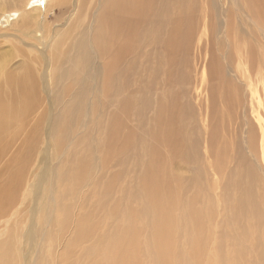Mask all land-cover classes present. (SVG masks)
Wrapping results in <instances>:
<instances>
[{
  "label": "bare ground",
  "instance_id": "obj_1",
  "mask_svg": "<svg viewBox=\"0 0 264 264\" xmlns=\"http://www.w3.org/2000/svg\"><path fill=\"white\" fill-rule=\"evenodd\" d=\"M61 1L29 10L30 0H0V9H17L11 26L28 36L41 29L32 11L47 19ZM77 2L79 18L86 0ZM72 7L69 2L66 10ZM91 14L90 22L75 23V34L68 27L48 45L45 83L26 50L18 48L22 59L13 66L0 53V136L9 133L10 141L22 133L25 150L2 168L0 214L21 189L48 115L47 138L62 157L53 165L46 161L39 178L44 184L52 177L47 198L60 213L55 225L44 223L46 248L26 264H53L52 228L63 231L71 200L92 172L97 176L82 195L58 264H264L258 240L264 243V180L256 162L259 155L264 163V104L256 112L251 90L264 43V0H100ZM200 27L206 37L197 41ZM42 35L47 39L46 31ZM194 41L207 55L193 84L200 119L185 70ZM17 66L21 72L15 73ZM44 94L55 111L44 105L29 122L45 104ZM218 100L227 110L221 119ZM222 128L232 136L230 152ZM19 255L10 240L0 243V264H25L27 253Z\"/></svg>",
  "mask_w": 264,
  "mask_h": 264
},
{
  "label": "rangeland",
  "instance_id": "obj_2",
  "mask_svg": "<svg viewBox=\"0 0 264 264\" xmlns=\"http://www.w3.org/2000/svg\"><path fill=\"white\" fill-rule=\"evenodd\" d=\"M26 1L27 0H22L24 4ZM73 1L77 2L79 0H63L59 2L57 4V8H55L56 9L55 14L54 13L50 14L49 12V14H47V19L45 17H43L42 19L39 17V12H41V10L39 12L32 11L41 29L35 30L33 35H28L29 37L25 36V34L23 35L19 34L20 32L18 33V31L11 26L10 22L16 17V15L18 16V12H17L18 10L17 9L16 10H13V9L6 10L5 8L1 7L0 9V46H1L0 53L2 55L1 56L2 60L3 61L6 60V64L8 63V66H13L14 64H17L22 59L20 56H18L19 53H16L17 51L19 52L18 48L21 50L22 49L26 50L25 52H28L29 55L32 57V60H29V62L30 64L34 66V70L37 73L38 78L41 73L42 81L45 83V78L48 79V71H49L48 63L50 59V55L49 56L46 55L48 45H51L54 42V40L58 36V33L59 34L60 32L64 33V31H66L68 27L71 28L73 26L74 28L71 29L73 31L72 35L75 34L76 30L79 29L75 23H80V21H81L80 24L87 23L88 21L90 22L92 18L91 12L93 13L95 11L97 7V3L100 4V0H86V2H80L85 7H82L84 10L82 9L83 12L78 18L76 15L78 7L75 8L74 6L75 2ZM15 2L16 0H9L10 4L15 3ZM69 2L73 4V7L70 8L69 10H66L67 4H69ZM4 3H5V0H4ZM4 3L2 2V5ZM43 3H45V0H30L26 8L29 10L30 9L35 10L37 6L42 5ZM78 4L79 3L77 2V5ZM58 9H61L62 12L59 13ZM61 13H63L62 14L63 16L61 15ZM50 16H53L54 19L51 18ZM55 16H60V17H55ZM58 18H62V19H58ZM43 24H45V26ZM57 27H59V29H57ZM43 30L46 31L47 33V39L45 38V36L42 35ZM202 31L203 30L200 27L198 34L195 38L197 41L200 37H202V39L206 37V34ZM232 34L230 36H232ZM39 36H40L39 40L44 42V45L39 44V40L36 38ZM263 44L258 45L259 49L262 50V55L259 54L257 57L258 60L256 61L257 65L255 68V73L253 77L254 82H253V86L251 89L252 91H254L253 92L254 98L252 102H253L254 108L256 109V112L257 111L261 112L263 109V104H264V63H259L260 60H264V45ZM243 47H245L244 48L245 50L246 42L244 43V45H242V50H243ZM39 49L44 50L43 53ZM201 53L202 54H199V49L196 46V43L194 41V45L192 46L190 53H189V56H190L189 65L185 67L187 74H189L190 72L191 78L193 79L191 88L189 90L188 98L192 101L195 107L197 119L201 118L200 105H199L200 93L198 90L193 89V84L197 83V86H198V82H200V74H201L202 67L207 66V63H206L207 55L205 56V59H204V53L203 52ZM13 71L15 73L21 72V68L17 66L16 68L13 69ZM1 80H2V76H1V71H0V82ZM49 82L50 84L54 85L51 82V80ZM39 86H41V82ZM44 95H45V100L44 99L43 100L45 104L44 103L40 104V106L37 107L36 110L32 112L30 116H28L27 120L29 122L34 120V118L41 112L44 105L47 108V110H50L49 112H52L53 110L55 111L56 107H54V105L50 103L47 95L46 94ZM217 109L219 112L218 114L219 119L227 115V110L221 100H218L217 102ZM51 120L52 119L49 117V115L47 116L46 119H44V123L42 125V126H45L44 134L46 135L49 134V136L45 135L44 139L41 141L38 148L37 147L34 148L32 155L30 156L29 160L26 162L27 166L25 165L26 167H24L23 177H22L23 183L20 187L21 189H18L19 192L17 194L16 199L10 206H8V208L3 213L0 214V243L10 240L11 249H15L16 252H19L21 254L19 255L20 257L27 253L28 257L27 256L24 257L26 259L28 258L27 260L22 257L23 261H25L24 262L25 264L26 262L28 263L32 262L31 261L32 258H36L37 255L40 256L41 252L44 250V248H46L45 244H46L47 238H46V234L42 232L44 228V223L47 225V227L49 225H55L53 219L54 217L57 216L58 213H60L56 207L54 208V206H50V205H54V198L50 196H48L47 198L46 188L48 185H50L48 184V182L50 181V178L52 179V177L48 176L46 180L47 182L45 181L44 184H40V179H41L40 175L42 174V171L44 170V166L46 165L45 162L47 161V163L53 165L59 162L60 160H62L61 155L54 154L53 146L51 145L50 140L48 139L50 138V133L52 132L53 122ZM254 120L256 121V119ZM199 124L201 126V120ZM84 125L86 126V123ZM85 128L86 127H83L82 130H84ZM222 132L224 133L223 128H222ZM22 137H23L22 133L16 134V136H14L12 140L9 141L10 139L9 133L8 135L4 134L0 136V143L4 138L6 139L2 141V143L0 144V147H3V146L5 147L4 148L5 152H3L0 158V174L4 173V169L2 168H4V164L12 156L16 154H23L25 152V150H23L24 147L22 145V139H23ZM224 137H225V141L228 143L227 151L230 152L234 144L232 141V136H229L224 133ZM67 145L65 146L66 150L68 149ZM201 149H202L201 150V157H202L201 160L206 163V159H205L204 152H203L204 148L202 147ZM256 162L259 165L258 170L264 180V163L261 161L259 155H258V161ZM208 170L209 169L206 170L205 175L208 176L210 181H212L215 176L211 175L210 173L211 171H208ZM95 176H97V173L92 172V174H90V176L88 177L89 180L91 181L86 186L79 189V193L76 194V198L71 200L72 205H70V210L72 211L69 214V216L71 217H69L68 223L64 227L63 231L61 232L60 230V232H58L57 226H53L52 228V232L56 231L55 233H53V237H52L53 240H52V243L50 244V253L52 256L53 264H58V261H60L61 259L64 243L69 238V236H71L73 232L76 219H77V214L82 206L81 200L84 194L89 190V188H91V185L96 178ZM39 185H41V187ZM37 187L38 188L40 187L39 190H37ZM45 201H48L49 203ZM43 211L45 213H43ZM41 223H43V225ZM261 239H262V236H259L258 237L259 251L264 252V243L261 242ZM198 244L199 242L195 243V246H194L195 250L194 252L190 251L191 254H194L196 252ZM192 246H193L192 244L187 245V248L192 247Z\"/></svg>",
  "mask_w": 264,
  "mask_h": 264
}]
</instances>
